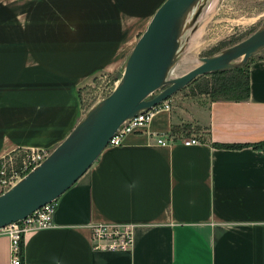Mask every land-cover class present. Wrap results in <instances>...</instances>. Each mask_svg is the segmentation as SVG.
Wrapping results in <instances>:
<instances>
[{"label": "crops", "instance_id": "0c3cea01", "mask_svg": "<svg viewBox=\"0 0 264 264\" xmlns=\"http://www.w3.org/2000/svg\"><path fill=\"white\" fill-rule=\"evenodd\" d=\"M164 1L0 0V158L53 151L80 122V85L114 75ZM248 76L247 100L177 93L106 147L55 201L53 227L24 236L23 264H264V60ZM101 225H131V246L95 249Z\"/></svg>", "mask_w": 264, "mask_h": 264}, {"label": "water", "instance_id": "95a60500", "mask_svg": "<svg viewBox=\"0 0 264 264\" xmlns=\"http://www.w3.org/2000/svg\"><path fill=\"white\" fill-rule=\"evenodd\" d=\"M197 1L162 3L135 43L112 93L76 125L45 161L0 196V230L55 202L91 168L126 120L169 100L198 77L243 66L264 49L262 28L219 55L202 58L186 74L167 81L178 50L181 22Z\"/></svg>", "mask_w": 264, "mask_h": 264}, {"label": "rangeland", "instance_id": "374dc122", "mask_svg": "<svg viewBox=\"0 0 264 264\" xmlns=\"http://www.w3.org/2000/svg\"><path fill=\"white\" fill-rule=\"evenodd\" d=\"M262 28H264V0H201L183 21L178 40L177 59L170 67L168 72L170 76L167 75L166 80L170 81L186 74L197 67L202 58L217 56L233 46L234 42H241ZM221 43H225V48L211 56V51ZM134 45H131L130 52ZM252 57H264V49ZM124 65L114 75H94L80 85L77 92L81 104L80 122L112 93L122 77ZM158 92L149 98H153ZM178 93L180 94L175 98L178 100L174 101L181 100L188 90L185 88Z\"/></svg>", "mask_w": 264, "mask_h": 264}, {"label": "built area", "instance_id": "2783aa9c", "mask_svg": "<svg viewBox=\"0 0 264 264\" xmlns=\"http://www.w3.org/2000/svg\"><path fill=\"white\" fill-rule=\"evenodd\" d=\"M160 109L169 110V100L162 102L148 111H141L135 117L126 120L110 139L108 147H118L122 144L126 135L142 131L154 113ZM175 138L177 137H173L171 144ZM157 142L161 146H167L169 144V142L160 139ZM182 144L188 147L201 144V142L196 138H188L183 139ZM49 154L46 150H19L16 153L0 158V196L9 191L28 173L38 167L45 161ZM54 211L55 202H52L36 210L25 219L2 229L10 243V258L8 264H23L22 244L24 236L31 231L52 228ZM91 241L93 244L95 243V249H100V246L96 243L104 242L107 250H127L133 242L132 226H94L91 228Z\"/></svg>", "mask_w": 264, "mask_h": 264}, {"label": "trees", "instance_id": "16d2710c", "mask_svg": "<svg viewBox=\"0 0 264 264\" xmlns=\"http://www.w3.org/2000/svg\"><path fill=\"white\" fill-rule=\"evenodd\" d=\"M236 41L233 45L239 43ZM225 43H221L218 47L211 51V56L222 50ZM264 60V57H259ZM248 61L241 67L228 69L225 71L211 73L206 76L198 77L193 80L186 89L187 96L207 97L210 101H231L241 102L249 98V76H248ZM190 130V126L184 125L182 131ZM219 148H240V145H216ZM260 146V145H258Z\"/></svg>", "mask_w": 264, "mask_h": 264}, {"label": "bare ground", "instance_id": "6f19581e", "mask_svg": "<svg viewBox=\"0 0 264 264\" xmlns=\"http://www.w3.org/2000/svg\"><path fill=\"white\" fill-rule=\"evenodd\" d=\"M200 1H201V0H198L195 4H193V6L189 9V11L187 12V14H188L190 11H192L193 7H195V5H197ZM203 2H204V1H203ZM187 14H186V15H187ZM186 15H185V17H186ZM185 17L183 18V20H182V22H181L179 35H180V33H181V29H182L183 21H184ZM178 43H179V42H178ZM176 59H177V54H175V57H174V59H173V63L175 62ZM173 63H172L171 66H173ZM169 71H170V68H169L168 72H169ZM167 75H168V77H169V76H170V73H167Z\"/></svg>", "mask_w": 264, "mask_h": 264}]
</instances>
